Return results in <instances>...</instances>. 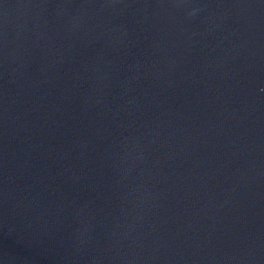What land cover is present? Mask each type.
Returning a JSON list of instances; mask_svg holds the SVG:
<instances>
[{
	"label": "water",
	"instance_id": "95a60500",
	"mask_svg": "<svg viewBox=\"0 0 264 264\" xmlns=\"http://www.w3.org/2000/svg\"><path fill=\"white\" fill-rule=\"evenodd\" d=\"M0 264H264V0H0Z\"/></svg>",
	"mask_w": 264,
	"mask_h": 264
}]
</instances>
